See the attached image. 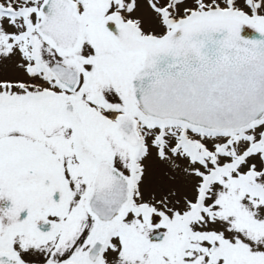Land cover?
<instances>
[{
    "label": "snow or ice",
    "instance_id": "obj_1",
    "mask_svg": "<svg viewBox=\"0 0 264 264\" xmlns=\"http://www.w3.org/2000/svg\"><path fill=\"white\" fill-rule=\"evenodd\" d=\"M0 264H264V0H0Z\"/></svg>",
    "mask_w": 264,
    "mask_h": 264
}]
</instances>
